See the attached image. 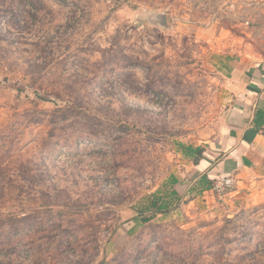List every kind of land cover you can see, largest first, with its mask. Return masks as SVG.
Masks as SVG:
<instances>
[{
    "label": "rangeland",
    "instance_id": "rangeland-1",
    "mask_svg": "<svg viewBox=\"0 0 264 264\" xmlns=\"http://www.w3.org/2000/svg\"><path fill=\"white\" fill-rule=\"evenodd\" d=\"M258 64L253 0H0V264H264V180L179 146L222 160Z\"/></svg>",
    "mask_w": 264,
    "mask_h": 264
},
{
    "label": "crops",
    "instance_id": "crops-1",
    "mask_svg": "<svg viewBox=\"0 0 264 264\" xmlns=\"http://www.w3.org/2000/svg\"><path fill=\"white\" fill-rule=\"evenodd\" d=\"M253 4L262 6L264 0H253ZM242 84L238 87H242L243 92L237 94L235 105L224 117L229 129L222 142V146H227L224 157L218 163L203 158L196 166L202 175L206 173L210 178H217L251 172L258 180H264V129L257 132L253 128L255 112L264 108V76L249 77L248 82Z\"/></svg>",
    "mask_w": 264,
    "mask_h": 264
},
{
    "label": "trees",
    "instance_id": "trees-1",
    "mask_svg": "<svg viewBox=\"0 0 264 264\" xmlns=\"http://www.w3.org/2000/svg\"><path fill=\"white\" fill-rule=\"evenodd\" d=\"M252 77L254 78H261L264 76V68L263 64H258L255 68H253ZM253 128L255 131L260 132L264 129V108H259L254 115L253 119ZM235 133H232L234 135ZM77 144V140L74 141ZM180 149L183 152V154L189 158L193 164L198 165L200 161L205 158V152L206 149L203 146H194V145H187L184 143H179ZM211 148H213L211 146ZM170 182L172 185H175L178 183V178L174 175L170 177ZM214 179H210L208 175L205 173L201 176V179L199 181L200 190L203 192L205 190H211L214 187ZM172 196H179V193L176 189L172 190L171 192ZM150 208V207H149ZM168 208V205L166 202L163 201V199L156 197V200L152 202L151 204V211L153 215L150 216H143V212H140V215L143 222L149 221L151 218H153L154 214L157 212H166V209ZM164 210V211H163Z\"/></svg>",
    "mask_w": 264,
    "mask_h": 264
},
{
    "label": "built area",
    "instance_id": "built-area-1",
    "mask_svg": "<svg viewBox=\"0 0 264 264\" xmlns=\"http://www.w3.org/2000/svg\"><path fill=\"white\" fill-rule=\"evenodd\" d=\"M234 184V181L231 177V175H226L225 177H222L221 179H217L214 190L216 191H224L227 188L232 187Z\"/></svg>",
    "mask_w": 264,
    "mask_h": 264
},
{
    "label": "water",
    "instance_id": "water-1",
    "mask_svg": "<svg viewBox=\"0 0 264 264\" xmlns=\"http://www.w3.org/2000/svg\"><path fill=\"white\" fill-rule=\"evenodd\" d=\"M161 23L163 26H166V16L165 15H161Z\"/></svg>",
    "mask_w": 264,
    "mask_h": 264
}]
</instances>
